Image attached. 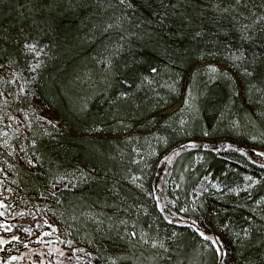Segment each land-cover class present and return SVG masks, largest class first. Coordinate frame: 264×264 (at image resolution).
I'll return each instance as SVG.
<instances>
[{"label": "trees", "instance_id": "trees-1", "mask_svg": "<svg viewBox=\"0 0 264 264\" xmlns=\"http://www.w3.org/2000/svg\"><path fill=\"white\" fill-rule=\"evenodd\" d=\"M261 153L264 0H0L1 231L52 264H264Z\"/></svg>", "mask_w": 264, "mask_h": 264}, {"label": "rangeland", "instance_id": "rangeland-1", "mask_svg": "<svg viewBox=\"0 0 264 264\" xmlns=\"http://www.w3.org/2000/svg\"><path fill=\"white\" fill-rule=\"evenodd\" d=\"M219 64L220 63L217 62H205L202 64V66L208 70H216ZM188 102L190 101L188 100ZM33 224L35 226L29 225V229L23 230L16 237L15 242L24 245V248L18 247L20 248V251L17 250V257L22 258L25 261V264H52V258L54 259V257L57 256V254L59 255L63 250L61 249L63 242H61L59 238L57 223L55 221L49 222L45 228L44 226L41 227L40 220L34 219ZM32 226H34V228H32ZM11 229H14V226L9 227L8 231ZM37 229L39 231H34ZM216 233L217 236L220 235L219 230H216ZM5 235L7 236V234ZM218 242V244L221 245L219 240ZM139 243L142 245V254L146 255L147 257L156 256L154 253L151 254L149 252V250L154 249L153 244L147 243L142 236L139 238ZM120 258H122L121 254L116 253L112 256L110 262H117L120 260Z\"/></svg>", "mask_w": 264, "mask_h": 264}, {"label": "flooded vegetation", "instance_id": "flooded-vegetation-1", "mask_svg": "<svg viewBox=\"0 0 264 264\" xmlns=\"http://www.w3.org/2000/svg\"><path fill=\"white\" fill-rule=\"evenodd\" d=\"M2 223L0 222V262L4 260L6 263H12L15 264L16 260L15 258L17 257V254L15 252H12V248L14 246H18V243H16V235H12L8 240L7 236L5 235L3 230V227H1ZM12 231V229L10 230ZM11 255H9V254Z\"/></svg>", "mask_w": 264, "mask_h": 264}, {"label": "snow or ice", "instance_id": "snow-or-ice-1", "mask_svg": "<svg viewBox=\"0 0 264 264\" xmlns=\"http://www.w3.org/2000/svg\"><path fill=\"white\" fill-rule=\"evenodd\" d=\"M28 47H29L30 50H32L33 52H35V54H36L37 56L40 55V53H39L38 51H36V45H35V44H30V45H28ZM37 66H38V65H37ZM261 155H264V153H261ZM200 234H201L202 236L205 235L203 232H201ZM205 238L208 239V240H212V239H213V238L210 237V236H206Z\"/></svg>", "mask_w": 264, "mask_h": 264}, {"label": "water", "instance_id": "water-1", "mask_svg": "<svg viewBox=\"0 0 264 264\" xmlns=\"http://www.w3.org/2000/svg\"><path fill=\"white\" fill-rule=\"evenodd\" d=\"M0 221H4L5 223H8V220L1 214V211H0Z\"/></svg>", "mask_w": 264, "mask_h": 264}]
</instances>
